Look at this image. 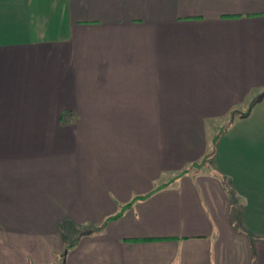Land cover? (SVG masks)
<instances>
[{
    "label": "crops",
    "instance_id": "obj_1",
    "mask_svg": "<svg viewBox=\"0 0 264 264\" xmlns=\"http://www.w3.org/2000/svg\"><path fill=\"white\" fill-rule=\"evenodd\" d=\"M263 90L264 0H0V264H264Z\"/></svg>",
    "mask_w": 264,
    "mask_h": 264
},
{
    "label": "rangeland",
    "instance_id": "obj_2",
    "mask_svg": "<svg viewBox=\"0 0 264 264\" xmlns=\"http://www.w3.org/2000/svg\"><path fill=\"white\" fill-rule=\"evenodd\" d=\"M256 97L257 96L253 95L250 98L249 102L247 100L248 103L246 102L243 106L238 107V109L229 110L228 114L226 113L224 115H221V116L215 118L217 120H215V121L213 120L212 121L213 125L210 126V128H211V136H212L213 139L216 140V143H215L216 145L215 144L211 145L210 146V150H208V153L211 154V151H213L214 155H215L216 148H217L218 144L222 145V147H220V150L225 149L226 146L228 144H230L229 135H230L231 132H237V130L239 128L240 129H246L247 128L248 125L245 124V123H242V121L240 120V118H241L240 115H242L243 113H248L251 110L253 101H254V99ZM257 111L258 110H256V112ZM225 131H227V132L225 133ZM223 154H225V153H223ZM231 154H234V152H232V150L228 148L227 152H226V155H224L221 159H218V161H224V165H226V163H227L229 168L235 169L236 160L233 161L234 159L231 157ZM227 155H229V156H228V159L226 160V156ZM240 157H242V154H240ZM234 158H235V156H234ZM239 160L240 161L238 162V165L240 166V165L243 164V158L242 159L240 158ZM209 162H210V159H208V157H204L199 162L201 164L200 166H197V167L196 166L195 167L191 166L190 169H191V171L198 170L201 167L206 166V164L208 165ZM216 162H217V160L215 161V163ZM246 162L247 161L245 160V163ZM9 163L12 164L11 162H9ZM234 179L236 180V173L234 174ZM63 225H64V227H63ZM95 228H97V227H92L91 226L89 229H95ZM87 229L88 228H79L78 230H75V228L71 224H69V223L66 224V222H64V223H62V224H60L58 226V229L56 230V233H55V234H58V235H55V238L58 241V239L60 237H62V240L67 241V242H65L66 244H65V247H64V249L67 250L69 247H71L73 245V243H74V241L76 239L75 236H74V233L78 232L79 230L80 231H83V230L85 231ZM65 250H64V252H65ZM64 252H63V254H65ZM61 255H62V252L59 253V254H55V256L52 259V262H47V263H46V261H48V258H43V260H42V258H41V260L38 259V263L45 262L46 264H64L65 257L61 256ZM44 256H45V254H44Z\"/></svg>",
    "mask_w": 264,
    "mask_h": 264
},
{
    "label": "trees",
    "instance_id": "obj_3",
    "mask_svg": "<svg viewBox=\"0 0 264 264\" xmlns=\"http://www.w3.org/2000/svg\"><path fill=\"white\" fill-rule=\"evenodd\" d=\"M242 115H246V113H245V114H242ZM215 143H216V140L213 139V144H215ZM200 165H201L200 163H199V164H198V163H194V164H192L191 166H194V167L196 166V167H197V166H200ZM185 172H187V170H183V171L180 173V175H181V174H184ZM139 198H144V197H138V199H139ZM135 199H137V198H134V199H133L132 201H130L128 204L122 206V207L120 208V210H119L116 214H114V215L108 217L107 219H105V221H104L100 226H98V227L95 228V229H92V231H93V232H99V231L103 230V228L106 226V224H107L109 221L119 218V216L121 215V212L123 211V209H125L126 207L131 206L132 203H133V201H135ZM64 253H65V252H64ZM61 256H64V257H65V254L62 253Z\"/></svg>",
    "mask_w": 264,
    "mask_h": 264
},
{
    "label": "water",
    "instance_id": "obj_4",
    "mask_svg": "<svg viewBox=\"0 0 264 264\" xmlns=\"http://www.w3.org/2000/svg\"><path fill=\"white\" fill-rule=\"evenodd\" d=\"M263 98H264V90L257 95V97L254 99L253 103H257V102L261 101Z\"/></svg>",
    "mask_w": 264,
    "mask_h": 264
}]
</instances>
